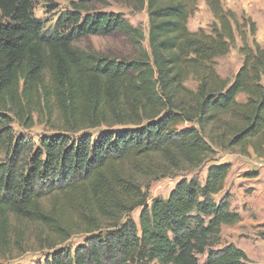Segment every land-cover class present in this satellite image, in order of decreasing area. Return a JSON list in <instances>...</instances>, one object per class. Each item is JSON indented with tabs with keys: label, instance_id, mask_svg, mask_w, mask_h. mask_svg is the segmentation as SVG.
I'll use <instances>...</instances> for the list:
<instances>
[{
	"label": "trees",
	"instance_id": "16d2710c",
	"mask_svg": "<svg viewBox=\"0 0 264 264\" xmlns=\"http://www.w3.org/2000/svg\"><path fill=\"white\" fill-rule=\"evenodd\" d=\"M36 1L58 8L0 0V264L45 250V264H257L234 243L216 248L222 226L242 219L225 190L232 165L216 158L264 157V46L249 43L256 22L205 0L215 22L192 31L199 0H129L148 11L146 47L121 12L91 13L73 0L51 29ZM117 31L134 58L76 45ZM238 38L243 64L230 80L217 59ZM16 125L53 133L36 143ZM207 162L204 183L184 177L149 202L153 182ZM75 235L86 242L73 253L61 247Z\"/></svg>",
	"mask_w": 264,
	"mask_h": 264
},
{
	"label": "rangeland",
	"instance_id": "374dc122",
	"mask_svg": "<svg viewBox=\"0 0 264 264\" xmlns=\"http://www.w3.org/2000/svg\"><path fill=\"white\" fill-rule=\"evenodd\" d=\"M71 1L73 0H57L58 8L54 11L46 4L36 1L35 14L44 21L46 28L52 29L60 13L72 8ZM85 3L91 13H123L131 24L142 28L146 37L144 45L148 47L149 15L147 9L134 10L130 7L129 0H85ZM223 3L227 9L235 11L241 20L243 17H249L256 22L257 32L255 36L249 35V43L253 45V40L256 39L264 46V0H223ZM213 22H215V18L206 1L199 0L194 13L189 19V28L192 31L200 28L210 31ZM247 28H249L248 23ZM76 45L86 50L121 58L122 60L134 58L137 51L130 38L118 31L112 34H92L81 37L76 40ZM241 46L242 41L238 38L230 53L217 59V70L224 78L232 80L242 66L243 56L240 53ZM186 84L191 88L197 86L194 80H189ZM238 99L242 101L245 99V96L239 95ZM102 129L104 130L105 128ZM15 132L35 140L36 143H39L43 136L53 133L44 125H36L31 129L16 125ZM85 134L95 137L98 135V132L90 131ZM216 161H227L232 165V172L227 179L226 188L232 193V209L240 210L242 216L241 221L238 223L222 226L221 241L216 245V248L234 243L246 251L252 262L264 264V171L259 179L248 175V173L256 171L259 176L260 170H264V165L260 166L259 161L252 159V156H242L237 153L228 152H220ZM211 163L207 162L201 168L190 173L181 172L176 177H167L153 182L148 190L150 196L149 202L158 197L167 198L176 183L184 177L197 179L204 183L208 167ZM261 163L263 162L261 161ZM223 193L217 196L216 199L221 197ZM140 212L141 209H137L131 216L136 221H139ZM86 239V235H75L61 247L73 253L79 245L86 242ZM50 256L51 252L48 250L27 253L23 257L14 259L6 264H45V261ZM205 258L206 255L200 256L201 263L205 261Z\"/></svg>",
	"mask_w": 264,
	"mask_h": 264
},
{
	"label": "crops",
	"instance_id": "0c3cea01",
	"mask_svg": "<svg viewBox=\"0 0 264 264\" xmlns=\"http://www.w3.org/2000/svg\"><path fill=\"white\" fill-rule=\"evenodd\" d=\"M252 156V159H257L259 162L258 163H260L259 165L260 166H262V165H264V157H258V156H256L255 154H252L251 155ZM261 161L263 162V163H261ZM220 162H227V161H220ZM228 163H230V162H228ZM231 164V163H230ZM264 170L263 169H261L260 170V174H259V176H257V179H259V178H261V176H262V172H263ZM231 172H232V169H231ZM230 172V173H231ZM230 175V174H229ZM229 175H228V177H229ZM228 177H227V179H228ZM226 187H227V180H226ZM225 190H228V188H225ZM230 191V190H229ZM231 192V191H230ZM231 203H232V200H231ZM234 210V209H233ZM235 211H237V212H239V213H241L240 212V210H235Z\"/></svg>",
	"mask_w": 264,
	"mask_h": 264
}]
</instances>
